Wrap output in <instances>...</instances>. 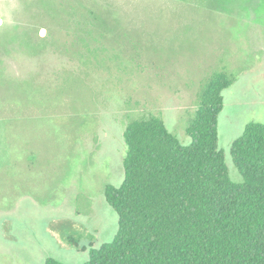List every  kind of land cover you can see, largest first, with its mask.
Segmentation results:
<instances>
[{"label": "rangeland", "instance_id": "obj_1", "mask_svg": "<svg viewBox=\"0 0 264 264\" xmlns=\"http://www.w3.org/2000/svg\"><path fill=\"white\" fill-rule=\"evenodd\" d=\"M221 80L239 184L233 143L264 123V0H0V264H85L112 242L128 126L157 118L190 144Z\"/></svg>", "mask_w": 264, "mask_h": 264}, {"label": "trees", "instance_id": "obj_2", "mask_svg": "<svg viewBox=\"0 0 264 264\" xmlns=\"http://www.w3.org/2000/svg\"><path fill=\"white\" fill-rule=\"evenodd\" d=\"M228 86L221 80L205 96L186 130L190 144L157 118L128 126L124 181L105 188L119 231L92 246L85 264H264V123L233 143L237 184L218 147Z\"/></svg>", "mask_w": 264, "mask_h": 264}]
</instances>
